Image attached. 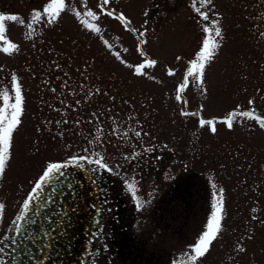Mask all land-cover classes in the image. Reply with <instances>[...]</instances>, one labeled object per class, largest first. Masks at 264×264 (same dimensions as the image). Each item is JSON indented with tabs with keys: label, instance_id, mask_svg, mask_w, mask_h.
<instances>
[{
	"label": "rangeland",
	"instance_id": "rangeland-1",
	"mask_svg": "<svg viewBox=\"0 0 264 264\" xmlns=\"http://www.w3.org/2000/svg\"><path fill=\"white\" fill-rule=\"evenodd\" d=\"M50 2L0 0V7L9 4L0 15L17 17L4 21V39L18 49L0 50V93L15 103L13 75L24 90L10 150L12 166L18 168L10 181L13 217L48 162L76 158L86 165V155L102 161L149 143L155 151L172 153V166L186 171L193 198L182 223L180 214L169 219L163 217L165 208L159 213L153 227L156 264H264V127L239 114L249 111L264 119V0H212L204 7L200 0H109L107 5L65 0V9L49 23L43 8ZM37 11L41 16L34 19ZM121 14L125 21L117 19ZM213 22L221 37L214 36ZM206 36L219 46L202 77L189 76L185 84ZM5 46L0 41V49ZM149 61L156 63L136 75L135 67ZM65 73L90 77L100 93L88 99L86 79L74 88ZM229 113H237L232 128L223 122ZM201 119L213 125L201 127ZM217 200L220 232L208 252L192 262V246L206 230ZM173 208L178 212L180 207ZM145 225L131 222L128 230L140 237L148 230ZM112 246L98 239L86 264H144L122 259Z\"/></svg>",
	"mask_w": 264,
	"mask_h": 264
},
{
	"label": "flooded vegetation",
	"instance_id": "flooded-vegetation-1",
	"mask_svg": "<svg viewBox=\"0 0 264 264\" xmlns=\"http://www.w3.org/2000/svg\"><path fill=\"white\" fill-rule=\"evenodd\" d=\"M8 5L0 7V11L5 10ZM64 76L63 78L69 79L73 86L81 80L83 82V78L86 79L83 85L84 90L89 92L88 99H91L93 92L94 94L100 93V88L96 86L98 82L91 81L90 77L89 79L80 75L73 76L71 73L68 75L65 73ZM94 78L98 80L100 75ZM19 88L22 95L24 90L22 87ZM74 88L76 87L74 86ZM79 88L81 90L82 87ZM22 135L25 139V133ZM89 146L88 144L87 150ZM153 149L155 148L147 143L139 149L135 147L128 154H120L115 158H103L101 162L106 165L105 168H100L94 163L95 159L86 155L85 158L89 164L84 166L91 172L95 180L99 211L93 240L84 264L87 263L93 245L98 239L102 245L113 244L114 254H118L122 259L130 258L131 261L137 259L138 262H144V264H156L153 258L155 253L153 227L158 220H161L159 213L165 208L163 217L170 219L172 213L173 216L180 214L181 223L185 221L187 206L193 200L189 195L186 171L183 169L176 171V168L172 166L173 157L170 151L166 149L155 151ZM13 174L15 177L17 176L18 168L14 164L12 166L10 159L5 174L0 177V204L5 205L3 212H0V242H2L0 249H3L0 251V264H12L13 227L23 202L22 200L18 210L14 211L13 217L9 202L11 201L10 181ZM129 184L133 185L135 198H133V191L128 189ZM173 207H180L179 211L177 212ZM133 208L137 211L134 219L131 214L134 212ZM156 208L160 210L158 214ZM135 221L143 225L142 228L145 224L148 226L147 232L141 234L140 237H135L128 230L129 223L138 224ZM145 243L147 244L146 248Z\"/></svg>",
	"mask_w": 264,
	"mask_h": 264
},
{
	"label": "water",
	"instance_id": "water-1",
	"mask_svg": "<svg viewBox=\"0 0 264 264\" xmlns=\"http://www.w3.org/2000/svg\"><path fill=\"white\" fill-rule=\"evenodd\" d=\"M70 161H53L68 163L65 175L45 186L17 221L21 205L15 222L22 227L17 231L14 224L12 234V264H84L98 219L97 187L85 166Z\"/></svg>",
	"mask_w": 264,
	"mask_h": 264
},
{
	"label": "snow or ice",
	"instance_id": "snow-or-ice-1",
	"mask_svg": "<svg viewBox=\"0 0 264 264\" xmlns=\"http://www.w3.org/2000/svg\"><path fill=\"white\" fill-rule=\"evenodd\" d=\"M212 0H200L201 7L206 6L207 4H211ZM104 5L109 3V0H102ZM65 9V0H51L50 3L43 8V14L49 17L48 22L52 23L59 14ZM196 11L199 13L201 19L203 21H208L209 16L206 12L201 11L200 8H197ZM108 15H112L113 13L108 12ZM79 16V13H77ZM87 15L92 17L93 20L98 19V17L93 12H88ZM41 16V12L37 11L33 13V18H39ZM120 21H125V17L123 14L117 17ZM17 17L15 15H0V41L7 46L2 47L3 52L10 53L13 50H18L17 45L13 43H9L4 39L5 33V24L4 21H15ZM218 22H213L214 36L221 37V28L217 26ZM87 28L91 29L94 32H99L100 29L96 27L94 24H86ZM29 27L31 25L29 24ZM203 31L205 33H209L210 29L208 27H204ZM143 35V33H141ZM143 43V41H141ZM218 42L209 36H206L202 40V44L199 50L195 53V58L190 61V66L187 69V74L185 77V84L187 83V77L194 76L197 79H200L203 75V70L207 61L214 55L215 50L218 48ZM120 57L117 56V59ZM177 59H180L177 57ZM121 63H124L121 60ZM155 61H149L148 65L144 63L139 64L135 67V74L141 75L142 69L146 66L154 65ZM129 68H132L133 65L129 64ZM171 75L172 73L169 72ZM14 92H15V103H9V96L7 93H0V96L3 97V107H0V177L5 174L6 166L11 159V147H12V138L13 132L20 124V116L22 115V98L19 85L16 83L15 75L12 76ZM185 84H181L177 88V99H180L179 93L183 91ZM253 101H249V104H252ZM186 114V113H185ZM244 117H252L254 119L259 120L260 126L264 127V119H260L259 117H254L252 112L245 111L243 113H239ZM237 115V113H229L228 116L223 121L227 124L229 128L233 127V117ZM205 124L213 125V120H200V126L203 127ZM212 132L216 131V128L213 126L211 128ZM139 135V133H137ZM80 159H83L81 157ZM70 163H78L76 158H73ZM95 164H97L100 168H105L106 165L101 162V160H95ZM68 167V163L65 162H48L45 167L42 169L39 177L33 182V187L28 193L27 197L23 200L22 211L20 215L17 217V221L23 220L25 218L26 212L30 207V202L36 200L40 196L43 195L45 186L51 185L53 182L58 181L60 177H63L65 173L62 171L63 169ZM128 189L133 191V185L129 184ZM133 198H135L133 191ZM213 211L210 218L207 221L206 230L199 236L198 241L192 246V251L194 254L190 256V260L195 262L198 258L203 257L205 253L208 252L213 240L216 239L218 233L221 229V202L217 200L212 205ZM5 209L4 204H0V212H3ZM16 230L19 231L22 227L18 222H14ZM2 243V242H0ZM3 249H0L2 251ZM243 249H241L242 251Z\"/></svg>",
	"mask_w": 264,
	"mask_h": 264
}]
</instances>
